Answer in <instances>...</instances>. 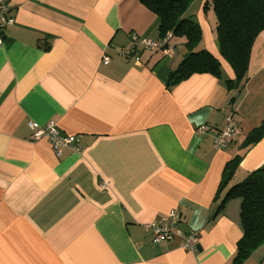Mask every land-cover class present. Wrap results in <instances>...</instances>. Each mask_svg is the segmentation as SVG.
I'll return each mask as SVG.
<instances>
[{
  "label": "crops",
  "instance_id": "1",
  "mask_svg": "<svg viewBox=\"0 0 264 264\" xmlns=\"http://www.w3.org/2000/svg\"><path fill=\"white\" fill-rule=\"evenodd\" d=\"M10 4L14 21L0 45V264H232L241 199L220 204L230 185L264 167V137L242 145L264 119V30L236 94L224 83L235 74L220 54L213 0H191L186 16L200 24L199 48L221 60L223 78L197 73L174 84L184 37L171 40V56L120 52L132 49L134 33L161 38L158 15L140 0ZM229 114L238 135L217 149ZM50 120L79 137L81 152L58 155L32 138L29 122ZM202 124L212 131L199 132ZM176 207L180 229L197 232L195 251L180 238L155 243L144 227ZM243 264H264V244Z\"/></svg>",
  "mask_w": 264,
  "mask_h": 264
},
{
  "label": "trees",
  "instance_id": "2",
  "mask_svg": "<svg viewBox=\"0 0 264 264\" xmlns=\"http://www.w3.org/2000/svg\"><path fill=\"white\" fill-rule=\"evenodd\" d=\"M140 1L158 15L161 38L168 32H172V39L185 38L188 51L179 67L171 73L170 84L197 73H209L223 78L221 60L208 49L199 48L203 38L202 28L198 22L186 16L191 0ZM213 9L217 16L220 54L230 64L235 74L234 78H225L224 83L228 90L237 94L248 80L254 41L264 30V0H213ZM235 99L236 95H232L231 101ZM263 137L264 119L248 133L242 145L255 144ZM242 157L238 154L225 165L217 197L232 181ZM231 198L241 199L243 226V235L237 242L232 264H243L264 244V167L249 173L242 182L230 185L220 208Z\"/></svg>",
  "mask_w": 264,
  "mask_h": 264
},
{
  "label": "built area",
  "instance_id": "3",
  "mask_svg": "<svg viewBox=\"0 0 264 264\" xmlns=\"http://www.w3.org/2000/svg\"><path fill=\"white\" fill-rule=\"evenodd\" d=\"M14 21V17L11 14L10 0H0V45L3 43L4 29L11 25ZM172 32H168L165 37L160 39H154L147 36H140L136 33L132 34L134 45L132 49H121V53L128 55H135L139 60V56L135 51L136 46H141L144 49H155L162 52L164 56H171L174 53V47L171 45ZM109 57L104 56V63L109 62ZM30 127L33 130L32 138L34 140L46 138L55 152L60 155L63 148H71L76 152H81L82 145L80 139L76 134L62 133L57 124L50 120L45 125H41L37 122H29ZM197 130L199 132L212 131V126L208 124L200 125ZM238 135L237 124L234 120L233 114H229L226 117V125L219 129L214 136V145L217 149H225L231 140ZM109 185V182L104 181L103 187ZM182 221V214L179 208L171 209L160 220H154L144 224L145 229L151 233L152 240L155 243H162L180 238V246L187 251H195L198 235L193 229L188 232L180 229V223Z\"/></svg>",
  "mask_w": 264,
  "mask_h": 264
}]
</instances>
